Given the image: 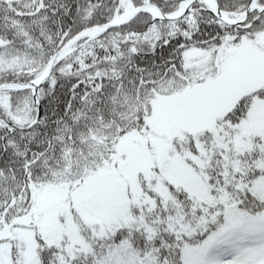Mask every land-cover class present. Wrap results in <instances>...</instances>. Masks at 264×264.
Instances as JSON below:
<instances>
[{
	"label": "snow or ice",
	"instance_id": "snow-or-ice-1",
	"mask_svg": "<svg viewBox=\"0 0 264 264\" xmlns=\"http://www.w3.org/2000/svg\"><path fill=\"white\" fill-rule=\"evenodd\" d=\"M0 264H264V0H0Z\"/></svg>",
	"mask_w": 264,
	"mask_h": 264
}]
</instances>
